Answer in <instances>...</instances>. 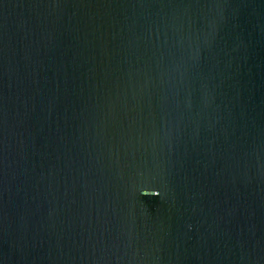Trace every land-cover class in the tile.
<instances>
[{
  "label": "water",
  "instance_id": "water-1",
  "mask_svg": "<svg viewBox=\"0 0 264 264\" xmlns=\"http://www.w3.org/2000/svg\"><path fill=\"white\" fill-rule=\"evenodd\" d=\"M0 264H264V0H0Z\"/></svg>",
  "mask_w": 264,
  "mask_h": 264
}]
</instances>
